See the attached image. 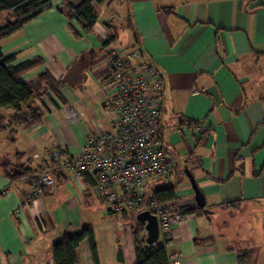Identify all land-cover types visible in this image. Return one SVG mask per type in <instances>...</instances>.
Masks as SVG:
<instances>
[{
	"label": "crops",
	"instance_id": "obj_1",
	"mask_svg": "<svg viewBox=\"0 0 264 264\" xmlns=\"http://www.w3.org/2000/svg\"><path fill=\"white\" fill-rule=\"evenodd\" d=\"M63 2L49 0L40 15L0 40V52L15 56L13 65L43 59L20 80L47 72L62 82L64 99L41 98V124L5 126L0 157L33 172L50 150L77 155L91 133L109 127L111 115L102 106L110 92L103 48L114 34L106 46L140 48L162 78L160 142L170 172L154 180V188L177 183L174 205H196L190 173L212 213L231 202L239 203L238 213L258 206L264 212V0H105L94 4L89 33L57 10ZM65 104L81 119L70 124ZM12 112L1 107L0 118ZM92 185L88 173L67 171L29 197L28 176L9 179L0 171V264H55L52 244L89 223L99 264H135L130 219L107 214ZM226 228L204 214L183 215L171 227V264H237L233 241L255 250L249 264H264V241L255 229L233 236ZM140 234L144 239L145 227ZM77 256V264H93L87 240Z\"/></svg>",
	"mask_w": 264,
	"mask_h": 264
},
{
	"label": "built area",
	"instance_id": "obj_2",
	"mask_svg": "<svg viewBox=\"0 0 264 264\" xmlns=\"http://www.w3.org/2000/svg\"><path fill=\"white\" fill-rule=\"evenodd\" d=\"M103 54L110 92L102 99V106L111 115L109 127L91 133L77 155L62 148L50 150L41 167L28 176L29 197L55 185L59 173L71 171L77 177L88 173L94 182L93 192L106 205L107 214L148 211L158 224L155 243L168 247L171 227L182 215L173 210L174 203L160 202L154 196L153 181L170 172L160 144L161 75L137 47H104ZM62 110L70 124L81 119L69 104L62 105Z\"/></svg>",
	"mask_w": 264,
	"mask_h": 264
},
{
	"label": "trees",
	"instance_id": "obj_3",
	"mask_svg": "<svg viewBox=\"0 0 264 264\" xmlns=\"http://www.w3.org/2000/svg\"><path fill=\"white\" fill-rule=\"evenodd\" d=\"M48 1L49 0H0V40L9 37L14 32L20 30L24 24L40 15L43 11V5ZM104 1L105 0H82L78 5H73L69 0H64L63 4L57 7V10L64 14L69 21L76 20L81 25L83 31L89 33L97 17L94 4H99ZM72 32L75 36H78L77 30L72 29ZM114 39L115 35L111 34L108 40L104 42V46L108 47L106 45L110 44ZM142 55L144 56L143 53ZM14 60L15 56L13 54L3 55L0 52V108L9 107L13 110L12 114L7 119L3 117L0 118V131H2L5 126H12L14 124L22 125L26 128L41 124L45 110L41 98L45 95L48 96L49 94H53L57 99H60L61 102L64 101L59 91L62 82L59 79L53 78L47 72L27 82L19 79V76L22 74L41 65L43 63L41 57H34L13 65L12 63ZM14 132L15 129L12 128L10 134L13 135ZM64 152L67 153L65 150ZM0 171L9 179L23 178L36 172H32L28 166L25 167L22 164H12L7 158L1 157ZM62 173H59L57 178ZM176 184L177 183H168L160 187H155V198L160 202L174 203L173 201L176 198ZM238 205L239 203L236 202L227 203V205L221 206L219 210H214L215 212L213 213H205L202 208H198L196 205H183L178 207L174 205L173 210L182 216L192 213L204 214L211 221H216L219 220L220 213L222 212H226L229 215L231 214V210L235 211L233 213L240 211L239 207H237ZM230 207L233 208L227 211ZM119 217L123 219L128 217V219H130L129 222L132 223L135 264H171L172 255L167 246L159 242L148 245L143 238L139 237L144 229V222L137 220L136 215L133 213H123L120 214ZM222 220V223L226 225L227 221L224 219ZM83 240H87L89 243L93 264H99L94 230L90 223L83 225L76 231L66 230L61 234L60 238L52 244L51 254L55 264H77V247ZM231 246L236 248L237 264H249L251 262L255 250L239 248L238 241H233ZM229 249L232 250L233 247H229Z\"/></svg>",
	"mask_w": 264,
	"mask_h": 264
},
{
	"label": "rangeland",
	"instance_id": "obj_4",
	"mask_svg": "<svg viewBox=\"0 0 264 264\" xmlns=\"http://www.w3.org/2000/svg\"><path fill=\"white\" fill-rule=\"evenodd\" d=\"M11 159H12V161H11ZM11 159H10V157L8 158V160H10V162L12 164H14L12 157H11ZM258 207H260V206H258ZM258 207L256 208L258 211L257 210L254 212L250 211V212H246L244 214L237 212V213H233L231 215H228L226 212H222V213H220L219 220L224 219L227 221V223H226L227 228L226 229H228L227 231H229L233 236L237 235V234L246 235L247 232L255 229L257 231L261 241H264V212L260 211L261 209ZM263 208H264V206H263ZM97 210L98 209H96V211ZM97 220H101V218L98 217ZM235 231H237V234ZM139 237H142L141 234L139 235ZM253 239H255V238H253ZM258 244L263 245V243H258Z\"/></svg>",
	"mask_w": 264,
	"mask_h": 264
},
{
	"label": "water",
	"instance_id": "obj_5",
	"mask_svg": "<svg viewBox=\"0 0 264 264\" xmlns=\"http://www.w3.org/2000/svg\"><path fill=\"white\" fill-rule=\"evenodd\" d=\"M187 177L191 183V187L194 192V199L196 206L202 208L205 213H212V211L205 207L204 195L199 189L193 176L188 173ZM136 219L145 222V237L144 240L147 244H153L158 239V224L156 218L147 211L140 212L137 214Z\"/></svg>",
	"mask_w": 264,
	"mask_h": 264
}]
</instances>
